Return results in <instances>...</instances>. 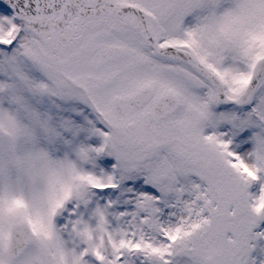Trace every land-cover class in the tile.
<instances>
[{
  "label": "snow or ice",
  "instance_id": "obj_1",
  "mask_svg": "<svg viewBox=\"0 0 264 264\" xmlns=\"http://www.w3.org/2000/svg\"><path fill=\"white\" fill-rule=\"evenodd\" d=\"M0 264H264V0H0Z\"/></svg>",
  "mask_w": 264,
  "mask_h": 264
}]
</instances>
